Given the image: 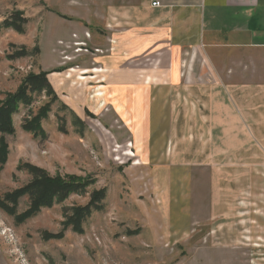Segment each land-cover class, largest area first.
I'll return each mask as SVG.
<instances>
[{"label":"rangeland","instance_id":"rangeland-1","mask_svg":"<svg viewBox=\"0 0 264 264\" xmlns=\"http://www.w3.org/2000/svg\"><path fill=\"white\" fill-rule=\"evenodd\" d=\"M145 3L0 0V105L32 75L47 73L52 87L13 114L12 133L0 131V264H264V169L243 168L241 136L207 121L227 75L142 30ZM18 15L23 32L4 27ZM42 109L41 129L26 130ZM186 163L209 168L193 173L185 216L171 167ZM31 168L78 177L86 191L24 220L31 197H7L33 182ZM102 190L82 233L66 224Z\"/></svg>","mask_w":264,"mask_h":264},{"label":"crops","instance_id":"crops-1","mask_svg":"<svg viewBox=\"0 0 264 264\" xmlns=\"http://www.w3.org/2000/svg\"><path fill=\"white\" fill-rule=\"evenodd\" d=\"M159 1L162 6L154 8L152 0H146L142 30L156 32L172 49L203 53L219 73L227 75L212 89L217 93L213 92L207 102V121L222 122L218 127L225 137L241 136V152L247 153L244 157L249 159L241 161L243 168L264 169V0ZM230 123L238 124V128L231 130ZM235 130L239 134L235 135ZM171 168L181 173L179 195L186 216L194 198L191 177L194 172L199 174L198 169L209 167L186 163ZM188 172H192L190 176ZM213 185L206 187V211L208 188L212 195L210 207L215 208ZM202 189L203 186L201 196ZM199 195L198 187L196 201L203 203Z\"/></svg>","mask_w":264,"mask_h":264},{"label":"trees","instance_id":"trees-1","mask_svg":"<svg viewBox=\"0 0 264 264\" xmlns=\"http://www.w3.org/2000/svg\"><path fill=\"white\" fill-rule=\"evenodd\" d=\"M21 16L11 21H6L5 28H13L16 31L23 32V23ZM47 73L38 76L32 75L26 79L19 91L10 96L9 99L0 105V131L3 133L13 132V114L16 113L21 105L30 106L34 101L35 95H40L46 91L51 93L52 87L48 81ZM47 109H42L40 114L26 125L28 131L38 132L41 129V121L47 118ZM7 146L2 145L0 148V160L5 163L7 160ZM31 172L35 175L33 182L24 189L15 192L7 197L12 203H15L21 196L28 195L31 197L30 209L21 217L26 220L38 214L43 208L53 207L56 203L63 202L71 194L84 193L87 184H83V180L78 177H69L68 180L63 178H52L45 172L31 168ZM42 172V173H41ZM106 198V191H98L92 195L91 202L87 207H80L75 210V214L66 223L73 226L76 232H83L84 221L93 213L92 209L101 210V203ZM3 208L11 211L5 203H1Z\"/></svg>","mask_w":264,"mask_h":264},{"label":"bare ground","instance_id":"bare-ground-1","mask_svg":"<svg viewBox=\"0 0 264 264\" xmlns=\"http://www.w3.org/2000/svg\"><path fill=\"white\" fill-rule=\"evenodd\" d=\"M92 72H94V73H103L104 71H103L102 69H96V70H94V71H92ZM89 73H90L89 71H84V72L82 73V75L89 74ZM93 79H94V78H93ZM80 80H86V78L81 77ZM102 97H103V94H102V93H96V94H95V98H102Z\"/></svg>","mask_w":264,"mask_h":264},{"label":"built area","instance_id":"built-area-1","mask_svg":"<svg viewBox=\"0 0 264 264\" xmlns=\"http://www.w3.org/2000/svg\"><path fill=\"white\" fill-rule=\"evenodd\" d=\"M152 6L154 8H160L162 5H161V2L159 0H152Z\"/></svg>","mask_w":264,"mask_h":264}]
</instances>
